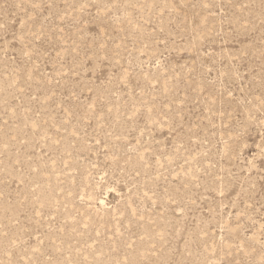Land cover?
<instances>
[{"label":"rangeland","instance_id":"obj_1","mask_svg":"<svg viewBox=\"0 0 264 264\" xmlns=\"http://www.w3.org/2000/svg\"><path fill=\"white\" fill-rule=\"evenodd\" d=\"M0 264H264V0H0Z\"/></svg>","mask_w":264,"mask_h":264}]
</instances>
